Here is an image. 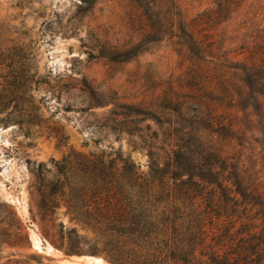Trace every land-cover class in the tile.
Listing matches in <instances>:
<instances>
[{
	"label": "rangeland",
	"instance_id": "1",
	"mask_svg": "<svg viewBox=\"0 0 264 264\" xmlns=\"http://www.w3.org/2000/svg\"><path fill=\"white\" fill-rule=\"evenodd\" d=\"M260 40L264 0H0V264H118L146 182L110 162H165L194 98L247 124Z\"/></svg>",
	"mask_w": 264,
	"mask_h": 264
},
{
	"label": "trees",
	"instance_id": "2",
	"mask_svg": "<svg viewBox=\"0 0 264 264\" xmlns=\"http://www.w3.org/2000/svg\"><path fill=\"white\" fill-rule=\"evenodd\" d=\"M240 70L253 100L247 124L237 114L246 104L236 103L235 114L224 117L218 104L194 98L187 126L168 132L165 162L152 150L145 174L122 154L110 162L130 170V180L146 182L141 214L113 218L136 227L109 235L121 244L118 264H264L263 170L244 154L264 152V40ZM241 89V100L250 97ZM175 104L180 116L183 105Z\"/></svg>",
	"mask_w": 264,
	"mask_h": 264
},
{
	"label": "bare ground",
	"instance_id": "3",
	"mask_svg": "<svg viewBox=\"0 0 264 264\" xmlns=\"http://www.w3.org/2000/svg\"><path fill=\"white\" fill-rule=\"evenodd\" d=\"M34 244L39 250L43 249L42 246L40 245V240L39 239L35 238L34 239ZM45 249H46V251L51 252V250L53 248L51 246H47V247H45ZM87 258H89V257H87ZM60 262L62 264H73V262L68 260V259H62V260H60ZM93 263L94 264H104L105 262L100 257H93Z\"/></svg>",
	"mask_w": 264,
	"mask_h": 264
}]
</instances>
